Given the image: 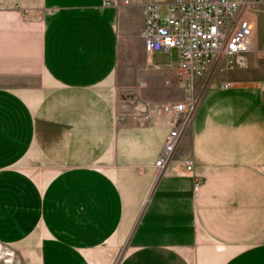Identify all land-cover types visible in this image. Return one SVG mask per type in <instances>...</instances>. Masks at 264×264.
I'll return each instance as SVG.
<instances>
[{
	"label": "crops",
	"instance_id": "1",
	"mask_svg": "<svg viewBox=\"0 0 264 264\" xmlns=\"http://www.w3.org/2000/svg\"><path fill=\"white\" fill-rule=\"evenodd\" d=\"M114 1L0 0V243L38 233V264H109L98 250L126 240L118 264H264V1L247 67L191 89L159 51L144 76L173 85L131 99L117 67L122 47L146 51L144 5ZM196 96L158 168L178 117L156 107Z\"/></svg>",
	"mask_w": 264,
	"mask_h": 264
},
{
	"label": "built area",
	"instance_id": "2",
	"mask_svg": "<svg viewBox=\"0 0 264 264\" xmlns=\"http://www.w3.org/2000/svg\"><path fill=\"white\" fill-rule=\"evenodd\" d=\"M264 0H171L166 5L146 0H124L144 5L145 20L142 38L149 56L177 49V73L181 79L192 80L205 75L217 65L221 73L247 67L248 56L254 49L253 25L246 13L257 2ZM114 0H104L105 6ZM264 50V46L262 47ZM171 79L167 78L166 83ZM223 82L221 88H229ZM197 107L195 97L162 103L156 107V115L177 118L168 134L165 148L156 161L158 168L168 163ZM187 171L192 172L193 160L184 161ZM201 182L196 181L194 192L200 191Z\"/></svg>",
	"mask_w": 264,
	"mask_h": 264
},
{
	"label": "rangeland",
	"instance_id": "3",
	"mask_svg": "<svg viewBox=\"0 0 264 264\" xmlns=\"http://www.w3.org/2000/svg\"><path fill=\"white\" fill-rule=\"evenodd\" d=\"M150 56L141 52L135 46L122 47L117 67V90L118 94L128 99L136 97L139 94V90L157 91L158 98H164L165 92H168L169 88L173 85L174 75L171 71L161 72L162 78L158 82L152 83L150 86L149 80L144 76L145 66L149 65ZM167 61L169 63L176 64L178 61L177 49L172 50L169 54ZM177 72V71H176ZM167 77L171 78L170 83L166 82ZM177 80L181 79L177 73ZM169 78V79H170ZM183 80V79H181ZM187 83L191 89L196 84V78L187 80ZM147 84V85H146ZM138 91V92H137ZM199 97L196 96L198 103ZM28 170L32 171L33 167H28ZM38 233H35L29 239L18 243L16 245H5L0 243V264H38L37 255ZM128 251V241L115 243L109 241L105 247L98 250V255H103L108 258L109 264H118L119 261Z\"/></svg>",
	"mask_w": 264,
	"mask_h": 264
}]
</instances>
